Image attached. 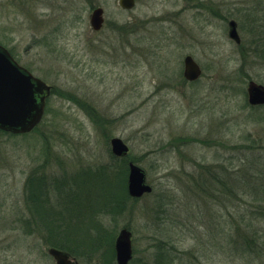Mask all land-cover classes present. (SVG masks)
<instances>
[{"label":"rangeland","instance_id":"1","mask_svg":"<svg viewBox=\"0 0 264 264\" xmlns=\"http://www.w3.org/2000/svg\"><path fill=\"white\" fill-rule=\"evenodd\" d=\"M93 6L105 11L99 32ZM0 45L52 90L32 132L0 133V264H55L61 209L78 264H117L123 228L130 264H264L238 238L264 240V106L247 96L249 81L264 86V0H0ZM115 137L150 194L127 196ZM125 191L122 210L107 211Z\"/></svg>","mask_w":264,"mask_h":264},{"label":"water","instance_id":"2","mask_svg":"<svg viewBox=\"0 0 264 264\" xmlns=\"http://www.w3.org/2000/svg\"><path fill=\"white\" fill-rule=\"evenodd\" d=\"M120 7L132 10L135 0H119ZM93 31L99 32L104 26V10L97 8L90 17ZM228 36L237 45L242 40L238 32L237 22L228 23ZM184 78L195 82L202 76V70L193 57L184 58ZM51 87L30 71L19 65L9 51L0 45V130L14 135L32 132L42 121ZM248 103L250 106H264V86L254 81L247 85ZM114 156L125 158L129 155V147L122 139L115 137L110 141ZM127 191L131 198L139 199L152 192L147 183L146 172L137 164L130 162ZM48 254L55 264H78L68 252L52 247ZM117 264H129L133 259L132 232L128 228L120 230L115 241Z\"/></svg>","mask_w":264,"mask_h":264},{"label":"trees","instance_id":"3","mask_svg":"<svg viewBox=\"0 0 264 264\" xmlns=\"http://www.w3.org/2000/svg\"><path fill=\"white\" fill-rule=\"evenodd\" d=\"M259 52H260V55L261 56H263L264 57V47H260L259 48ZM0 133L1 134H7L6 132H2L1 130H0ZM124 161V164L126 165L127 163V160L126 159H124L123 160ZM128 170H129V168H128V166L126 165V171H125V174H128ZM103 173H105V172H103ZM216 182H218V181H216ZM124 188H125V185H124ZM40 189V188H39ZM39 189H37L36 187H34V189H33V191H34V193L36 192V196H35V198H37V197H39L38 196V193H37V190H39ZM239 190H241V189H239ZM43 192V191H42ZM43 194H44V192H43ZM33 195V194H32ZM39 195H40V193H39ZM127 196H129V195H127ZM44 200H43V198L41 199V201H44V204H45V206H47L48 204H47V196L45 197V194H44ZM65 197V196H64ZM63 197V198H64ZM69 197H71V199H73V197H72V195L71 194H69L68 195V197H67V199L69 198ZM124 197H126V191H125V194L124 195H122L121 197H118V199H119V201H118V203L117 204H119V203H121V201H123V200H121V199H124ZM117 199V200H118ZM107 201V200H106ZM105 201V202H106ZM112 201H114V202H112ZM108 203H114V204H116V201L115 200H110V201H107ZM35 205H38L39 207H40V203L38 202V200H35ZM108 203H106V204H103V206H106ZM107 211H112V213L113 212H115V211H121L122 210V207H121V205L119 204V205H111V204H108L107 205ZM44 211H45V217H50V214H51V212H52V210L50 209V208H45L44 209ZM62 211H63V209H61V210H58V211H56V213H55V210H53V212H54V214L52 213V215L54 216H59V220H60V222L59 223H57L58 225H56L57 226V228L55 229V231L54 232H51V234H50V236L49 237H51L50 238V240L52 239V240H54V241H52L53 243H51L50 244V246H52V247H55V248H58V249H61V250H63V251H66V252H68L69 254H72L73 256H74V253H73V251H72V248H71V246H72V244L71 243H68V244H66V243H64V240L65 239H69L68 237V235H66V234H69L68 232L66 233L65 231V229H66V227H68L69 226V228L72 226L73 227V229H74V225L73 224H75L74 223V218H71V217H67L66 216V214L64 213H62ZM260 214L261 215H259V217H262V216H264V213H261L260 212ZM76 217H77V215H76ZM46 218V220H48ZM242 219V222H244V225L246 226V228L248 229L249 227H251V224H254V223H252L251 221V223L246 219H244V218H241ZM52 224H54V223H52ZM72 224V225H71ZM71 229V228H70ZM74 231H75V229H74ZM258 232L259 231H256L255 230V232H254V235H253V237L252 238H249L248 236H238V238H239V241H241V243H242V247L243 246H245V249L248 251V252H250V253H253V254H255V255H257V256H259V257H264V240H263V237L262 236H260L259 234H258ZM63 235H66V237L65 236H63ZM97 235H92V237H89V239L91 238V241H92V243H93V245L94 244H96L97 242H99L98 241V236L96 237ZM56 240H59V242L58 241H56ZM83 240H85L84 242H81V243H78V244H88V243H90L91 245H92V243L91 242H87V239L86 238H83ZM69 246V247H68ZM111 251H112V255H113V257H115V251H114V248L112 247V249H111Z\"/></svg>","mask_w":264,"mask_h":264},{"label":"flooded vegetation","instance_id":"4","mask_svg":"<svg viewBox=\"0 0 264 264\" xmlns=\"http://www.w3.org/2000/svg\"><path fill=\"white\" fill-rule=\"evenodd\" d=\"M97 8H102V7H100V6H93L92 7V12H91V14L93 13V11L95 10V9H97ZM103 9V8H102ZM104 10V9H103ZM104 13H105V11H104ZM90 17H91V15H90ZM104 22H105V17H104ZM10 53V52H9ZM11 54V53H10ZM11 56L13 57V55L11 54ZM14 58V57H13ZM14 60L19 64V65H21L15 58H14ZM22 66V65H21ZM23 67V66H22ZM25 68V67H24ZM25 69H27V68H25ZM28 70V69H27ZM29 71V70H28ZM199 80V79H198ZM188 82V81H187ZM196 82V81H195ZM190 83H192V82H190ZM117 158H119V159H121V160H124V159H126L127 157H125V158H120V157H117ZM130 163V162H129ZM129 163H128V165H129ZM134 256V255H133ZM132 261V260H131ZM130 264V263H129Z\"/></svg>","mask_w":264,"mask_h":264}]
</instances>
